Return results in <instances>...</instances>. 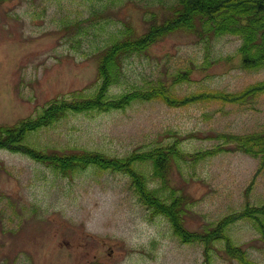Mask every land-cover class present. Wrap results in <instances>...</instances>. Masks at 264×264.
<instances>
[{"label":"rangeland","instance_id":"rangeland-1","mask_svg":"<svg viewBox=\"0 0 264 264\" xmlns=\"http://www.w3.org/2000/svg\"><path fill=\"white\" fill-rule=\"evenodd\" d=\"M174 1H0V125L35 118L54 101L94 94L100 50L122 33L143 34L152 16L162 22ZM240 44L224 35L206 53L194 36L170 34L126 59L108 95L160 82L191 102L169 107L154 99L122 111L68 112L28 133L24 143L46 153L123 158L176 141L189 157L166 177L169 187L189 198L184 224L190 232L260 207L264 165L258 157L225 150L193 157L210 151L221 133L264 132V92L242 105L206 98L264 80V68H241ZM178 72L187 79L171 84ZM135 167L148 189L155 188L151 163ZM156 190L168 192L161 184ZM149 214L126 173L89 167L63 176L24 154L0 150V264H205L200 243L179 242L163 215ZM224 235L250 262L264 264V241L250 222H233ZM209 264L240 263L217 251Z\"/></svg>","mask_w":264,"mask_h":264},{"label":"trees","instance_id":"trees-1","mask_svg":"<svg viewBox=\"0 0 264 264\" xmlns=\"http://www.w3.org/2000/svg\"><path fill=\"white\" fill-rule=\"evenodd\" d=\"M169 10V16L162 22L158 23L155 16L148 19L146 21L148 27L143 34L131 37L122 33L119 37L111 38L100 50L96 66L97 90L94 94L85 97L73 96L70 101L65 99L54 101L35 118L22 119L12 125H0V150L24 154L63 176L89 167L100 171L126 173L130 179L131 189L139 203L150 213L149 215H163L179 242L183 244L197 242L203 246L205 264H209L211 253L217 251H221L230 259L237 260L240 264H255L245 257L239 247L232 245L224 235V231L229 224L245 220L251 223L264 241V205L257 208L247 206L234 214L222 217L202 232H190L184 224L189 198L169 187L167 181L171 167L185 164L189 157L180 153L176 141L163 146H154L146 151L132 152L123 158H109L101 153L89 151L71 154L46 153L24 143L28 133L65 116L68 112L122 111L134 102L154 99L161 100L169 107L191 102L189 96L177 98L169 91L167 85H162L160 82L145 89L134 88L116 96L108 95L110 87L119 82L126 59L133 55L145 54L153 43L170 34L182 32L194 36L198 43L206 47V53L213 39L224 35L236 36L241 41L237 49L241 68H264V0H175ZM207 58L208 56L205 57V63L208 62ZM186 79V73L178 72L172 75L171 84H178ZM262 92H264V80L248 86L239 93L216 92L206 98L220 103L242 105ZM206 98L203 97L202 100ZM216 139L218 144L210 151L193 154L194 161L225 150L258 157L259 165H264V132L243 135L221 133ZM146 162L151 163L153 167L150 174L158 176L157 180L151 177L156 187L150 190L144 176L137 172L135 167V165L141 167ZM131 164H134V169L131 168ZM160 184L162 188L166 187L168 192L157 191ZM219 241H222L221 247L215 249Z\"/></svg>","mask_w":264,"mask_h":264}]
</instances>
